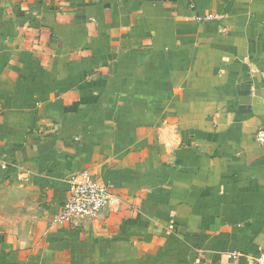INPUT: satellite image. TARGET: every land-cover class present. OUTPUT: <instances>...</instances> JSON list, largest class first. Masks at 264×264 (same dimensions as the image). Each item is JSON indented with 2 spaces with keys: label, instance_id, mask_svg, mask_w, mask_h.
I'll list each match as a JSON object with an SVG mask.
<instances>
[{
  "label": "crops",
  "instance_id": "crops-1",
  "mask_svg": "<svg viewBox=\"0 0 264 264\" xmlns=\"http://www.w3.org/2000/svg\"><path fill=\"white\" fill-rule=\"evenodd\" d=\"M263 126L264 0H0V264H257Z\"/></svg>",
  "mask_w": 264,
  "mask_h": 264
},
{
  "label": "built area",
  "instance_id": "built-area-1",
  "mask_svg": "<svg viewBox=\"0 0 264 264\" xmlns=\"http://www.w3.org/2000/svg\"><path fill=\"white\" fill-rule=\"evenodd\" d=\"M256 140L264 145V126L257 131ZM2 167L6 168L5 165ZM86 176L81 181L71 183L53 222L74 226L78 219L94 218L116 201L117 198L108 184L93 176ZM256 261L257 264H264V252L258 255Z\"/></svg>",
  "mask_w": 264,
  "mask_h": 264
}]
</instances>
